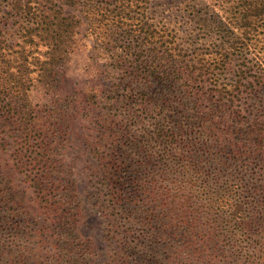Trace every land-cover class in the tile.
<instances>
[{
	"label": "trees",
	"instance_id": "16d2710c",
	"mask_svg": "<svg viewBox=\"0 0 264 264\" xmlns=\"http://www.w3.org/2000/svg\"><path fill=\"white\" fill-rule=\"evenodd\" d=\"M124 3H9L17 29L0 22V264H96L95 242L81 231L86 214L77 162L66 152L78 131L98 160L89 181L104 197L105 237L117 246L107 264H264V121L238 106L244 91L262 84V60L250 65L247 57L264 32V0H235L222 20L218 63L180 58L164 35L142 24L138 40L148 56L135 77L172 83L178 106L156 104L152 118L140 92L131 96L138 109L116 124L108 111L91 117L100 105L94 88L63 94L61 83L80 26L66 8L118 13ZM234 56L243 62L225 80L221 70ZM35 89L47 103H34ZM178 108L189 115L170 120ZM206 156L214 174L203 171ZM258 171L262 183L252 181Z\"/></svg>",
	"mask_w": 264,
	"mask_h": 264
},
{
	"label": "rangeland",
	"instance_id": "374dc122",
	"mask_svg": "<svg viewBox=\"0 0 264 264\" xmlns=\"http://www.w3.org/2000/svg\"><path fill=\"white\" fill-rule=\"evenodd\" d=\"M11 1L13 0H0V22L10 32L17 29V21L15 22L9 7ZM126 1L124 0L125 7L130 2ZM234 2L235 0H140L138 4L131 0L126 10L121 9L118 13L104 9L94 11L82 7H67L66 12L76 15L80 26L77 44L73 47L76 49L69 60L67 73L61 83V92L71 94L79 89L94 88L100 105L91 109V117L108 111L110 121H118L116 124L127 120L128 113L138 109V97L131 96L140 92L146 94L147 108L151 109L152 118L158 112H153L156 104L171 109L177 107L178 102L170 98L171 91L175 89L172 83L147 73L135 77L134 70L139 61L148 56L147 49L143 52V45L138 40L139 34L145 33H142V24L148 22L155 33L164 35L166 46L172 52H181L180 58H203L218 63L224 46L222 20H226L225 16H228ZM221 6L225 8L222 9ZM253 42L248 52V64L252 65L257 60H262L264 64V32L258 33ZM241 62L243 59L240 56H234L228 67L221 70V76L225 80H232ZM254 68L253 73L256 74L258 67ZM147 78L150 81L145 80ZM177 95H181L179 90ZM31 98L34 103H47L43 92L38 89L33 90ZM241 98L238 106L246 108L244 114L252 111V116L258 115L264 121V72L262 84H258L253 93L244 91ZM180 109L169 119H185L189 115ZM85 138L86 133L78 131L66 152L76 160L81 180L79 190L84 198L86 214L81 231L95 242L98 252L96 264H107L117 246L110 244L105 237L107 221L102 215L100 204L104 197L100 194L96 181L93 184L89 181L90 174L98 172V160L86 145ZM210 159L206 156L203 161V171L206 174L216 172V164ZM251 167L258 170V160L251 162ZM9 172L13 174L14 182L21 183V175L14 171ZM261 175L259 172L252 181L262 183ZM28 202L29 207L33 206V203Z\"/></svg>",
	"mask_w": 264,
	"mask_h": 264
}]
</instances>
